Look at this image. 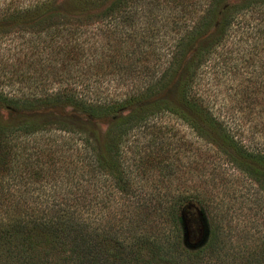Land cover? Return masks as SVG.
<instances>
[{"label":"trees","instance_id":"obj_1","mask_svg":"<svg viewBox=\"0 0 264 264\" xmlns=\"http://www.w3.org/2000/svg\"><path fill=\"white\" fill-rule=\"evenodd\" d=\"M0 37V264H264V0H34Z\"/></svg>","mask_w":264,"mask_h":264},{"label":"rangeland","instance_id":"obj_2","mask_svg":"<svg viewBox=\"0 0 264 264\" xmlns=\"http://www.w3.org/2000/svg\"><path fill=\"white\" fill-rule=\"evenodd\" d=\"M34 0H0V10L2 7L6 6H12V7H24L28 6L31 3H33ZM17 41V40H15ZM25 46L21 43H9L8 40H5L4 38L0 37V68L3 67V69H0V78L6 79L11 77L10 75L13 74L14 69H16L17 61L22 59V55L24 54ZM16 74L19 73L18 68L15 70ZM1 84H7V83H1ZM14 86L11 84H8L7 86L4 85V89H9V87ZM11 89H15V86ZM98 127H102L100 124H98ZM264 212V207L260 209V215L257 222V225L253 227L249 222L244 223V228L247 231L248 234L253 233L255 231V234L251 237L249 236L245 240V244L243 245V248L245 246V252H248L252 250L253 245L255 243L257 244L260 242L261 245L264 244V215L262 214ZM185 239V236H184ZM183 239L184 243L185 240ZM260 248V247H259ZM257 250L258 248L255 247ZM228 259V257H226ZM260 263L264 261V256L260 257L259 259ZM262 261V262H261Z\"/></svg>","mask_w":264,"mask_h":264}]
</instances>
